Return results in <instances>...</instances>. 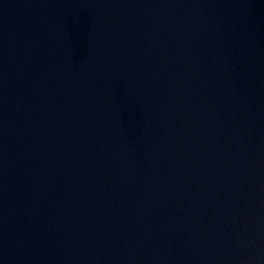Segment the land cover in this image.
Masks as SVG:
<instances>
[{
    "label": "water",
    "instance_id": "95a60500",
    "mask_svg": "<svg viewBox=\"0 0 264 264\" xmlns=\"http://www.w3.org/2000/svg\"><path fill=\"white\" fill-rule=\"evenodd\" d=\"M0 264H264V0H0Z\"/></svg>",
    "mask_w": 264,
    "mask_h": 264
}]
</instances>
